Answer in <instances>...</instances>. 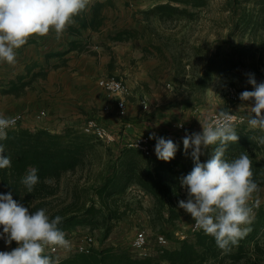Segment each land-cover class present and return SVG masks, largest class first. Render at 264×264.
<instances>
[{
    "label": "trees",
    "instance_id": "16d2710c",
    "mask_svg": "<svg viewBox=\"0 0 264 264\" xmlns=\"http://www.w3.org/2000/svg\"><path fill=\"white\" fill-rule=\"evenodd\" d=\"M208 1L165 0L154 4L144 14L164 21L193 17L194 12L188 7L199 8ZM227 1L233 16L232 33L248 32L250 44L243 40L231 43L228 39L217 43L197 83L202 89L214 76L226 79L248 75L245 58L253 60L257 53L261 55L264 51V0ZM235 126L239 139L229 144L225 158L232 160L241 153L248 154L253 178L260 188L264 185V144L259 143V138L264 136V130L247 124ZM122 130L117 132L120 136H123ZM0 143L5 145V154L12 160L11 167L0 169V192L10 191L13 199L32 211L45 208L50 217L62 216L59 226L65 233L89 227L102 229L103 238H107L115 223L129 214H137L141 207L140 201L132 205L126 200L128 190L133 187L152 199V205L145 210L150 227L162 229L158 233L171 237L165 226L174 225L181 218L178 200L185 198L186 192L179 178L193 167V160L184 153L183 144H178L173 159L163 161L155 152L148 155L124 142L116 148L106 145L95 135L73 126L52 132L20 125L9 129L8 138ZM215 147L209 145L204 149L201 161L208 159ZM33 166L39 169L40 181L29 193L22 177ZM67 173H75L74 185L68 189L69 195L60 198V181ZM250 227L247 236L227 252L217 247L212 236L199 230L154 256L135 257L127 249L109 245L95 248L89 254L67 256L60 264H264V202L254 209Z\"/></svg>",
    "mask_w": 264,
    "mask_h": 264
},
{
    "label": "clouds",
    "instance_id": "9594fccd",
    "mask_svg": "<svg viewBox=\"0 0 264 264\" xmlns=\"http://www.w3.org/2000/svg\"><path fill=\"white\" fill-rule=\"evenodd\" d=\"M89 3L90 0H0V63L15 64L16 50L33 34L43 36L54 29L61 35ZM248 83L253 89L239 94L242 101H251L248 124L264 130V81L258 83L249 73ZM17 119L0 112V141L8 138V130ZM234 121L231 113L221 111L215 119L200 121L202 131L182 137L183 151L190 155L193 167L179 178L186 199L178 200V207L191 215L197 230L212 236L225 252L251 231L253 209L249 199L259 190L248 154L241 153L232 160L225 158L229 144L239 139ZM149 139L156 141L154 152L158 159L170 161L175 157L179 145L171 138L151 132ZM259 143L264 144V136ZM209 145L216 147L208 159L201 161ZM5 153V145L0 143V169L11 167V157ZM38 172L33 166L22 177L29 193L40 181ZM62 221L60 215L50 217L45 208L30 210L13 199L10 191L0 192V239L6 245L17 242L11 250H0V264H60L58 257L54 259L46 253V248L70 246L59 226Z\"/></svg>",
    "mask_w": 264,
    "mask_h": 264
},
{
    "label": "crops",
    "instance_id": "0c3cea01",
    "mask_svg": "<svg viewBox=\"0 0 264 264\" xmlns=\"http://www.w3.org/2000/svg\"><path fill=\"white\" fill-rule=\"evenodd\" d=\"M127 1L90 0L86 9L74 17L61 35L58 36L54 29L43 36L31 35L27 43L16 50L15 64L0 63V112L6 116L23 112L20 126L46 128L52 132H60L69 126L82 127L86 120L95 118L109 126L116 135L126 122L131 123L127 129L129 137L145 132L157 133L158 126L148 120L150 106L144 109L141 105L146 92L144 86L147 80H144V76L148 73L144 67L149 63V58L142 52L136 55L139 65L134 69L138 68V83H134L130 77L126 78L131 66L125 67V70L119 66L125 62L122 60H132L128 51L132 52V48L127 45L138 42L143 46L144 41L149 39L143 24H137L148 22L145 10L140 12L145 19L137 18L138 14L135 13L129 24L123 22L121 12ZM149 43L154 44V41L145 42L147 51H151ZM164 65L167 70L171 69L168 61ZM109 76L124 78L129 89L126 115L123 117L117 112V96L105 90L104 81ZM152 84L157 85L156 79L152 80ZM148 85L151 86L150 81ZM41 95L48 98L46 116L36 120L34 113L44 108H39V102L31 103L30 99H38ZM156 105L159 103L152 105L151 109H155ZM105 107L108 108L106 111L103 110ZM178 140L177 144H183L181 137ZM121 144L122 141L117 140L111 146L116 148ZM73 177L75 173H67L61 180ZM143 197L150 204L153 203L150 197ZM180 211L183 217L185 210L181 208ZM170 244L171 247L175 246L174 242ZM16 245L15 241L11 245L0 242V250H11Z\"/></svg>",
    "mask_w": 264,
    "mask_h": 264
},
{
    "label": "rangeland",
    "instance_id": "374dc122",
    "mask_svg": "<svg viewBox=\"0 0 264 264\" xmlns=\"http://www.w3.org/2000/svg\"><path fill=\"white\" fill-rule=\"evenodd\" d=\"M164 1L128 0L124 5V10L121 12L122 20L127 23L131 22V17H134L135 13L138 14L137 18L145 19V15L140 13L142 10L149 9L154 4ZM229 8L230 3L227 0H209L206 5L199 8L188 7L190 11L194 12L193 17L183 16L164 21L158 19L155 15H151L148 22H137L139 25L143 24V30L147 32L145 34L149 39L144 41L143 46L138 42L133 45H127V47L132 48V52L128 50L132 60L130 62L122 60V62H125L119 66L122 70L131 66L132 69L127 70L126 78L130 77L133 82H137L139 81L137 77L138 68L134 69V66L137 67L139 64L136 62L138 60L136 55L142 52L145 57L149 58V63L144 67V69H148V73L144 76V80L146 79L147 81L144 86L146 92L143 98L150 106V112L147 113L149 116L148 120L158 126V135L173 132L182 138L186 134L202 131L201 122L207 121L212 114L220 113L221 111H231L243 116L244 119L238 124H247L250 127L247 117L251 101H242L239 97L242 91L253 89V86L248 83V75L244 74L240 78L226 79H219V77L214 76L213 79L211 78L208 81L204 89L197 86L198 80L205 70L208 59L214 53L217 43L228 39L231 43L243 40L245 44H250L248 32H245L244 35H242L241 31L232 33L233 16ZM239 8L242 9L243 5H240ZM238 12H240L239 9ZM146 28L147 31H145ZM150 41H154V44L149 43L151 51H153L152 54L150 53L151 51L145 50L147 48L145 42L148 43ZM154 52H157L158 55ZM126 55L127 53L124 54V57ZM245 60L247 64V66H244L246 72L254 74L258 83L264 81V51L261 55L257 53L253 60L246 58ZM165 61L169 62L171 69H166ZM109 78L114 77L109 76ZM152 78L156 79V86L152 84ZM148 81H150L151 86L148 85ZM232 94H236L238 99L235 100ZM30 101L31 103L39 102V108L47 110L48 98L41 95L40 98H31ZM7 103L9 104V102ZM156 103H159V105H156L155 109H151L152 105ZM177 122H183L186 126L187 131L182 136L180 135L181 132L175 130L173 126ZM76 128L82 130V127L76 126ZM74 180L75 177L61 180L60 198L69 195L68 193H70L69 190L74 185ZM83 181L81 180V182ZM143 196L147 195H141L135 187L128 190L125 196L126 200L132 205L139 201L143 202L141 207H138L137 214H129L115 223L107 238H103L102 229H94L98 247L114 245L131 252L132 239L136 231L143 227L147 228L150 233L151 245L155 243L154 235L162 231V229L150 227L145 209H148L152 204ZM255 197L264 202V185L260 186L259 190L252 194L250 199ZM183 199H186V197ZM192 221L191 215L184 211V216L176 224L165 226L166 232H171L172 236L168 238L171 243L174 242L176 244L177 241L183 240L180 238V231H185L188 237L191 236L187 228Z\"/></svg>",
    "mask_w": 264,
    "mask_h": 264
},
{
    "label": "built area",
    "instance_id": "2783aa9c",
    "mask_svg": "<svg viewBox=\"0 0 264 264\" xmlns=\"http://www.w3.org/2000/svg\"><path fill=\"white\" fill-rule=\"evenodd\" d=\"M130 94L128 93H122L112 96H117L116 100V107L118 114L123 117L126 115V98ZM232 97L237 100L238 96L236 94H232ZM141 105L144 109L148 108V103L145 99L141 101ZM108 108L105 107L103 110L106 111ZM228 113H231L235 117V124L241 123V121L244 119L243 116L236 114L231 111H227ZM220 113H215L211 115V119H215L219 116ZM10 117H18L16 121V125L13 128H16L21 121L24 118L23 112H17L11 115H8ZM34 118L36 120H40L41 118L46 116V110L40 109L37 112L34 113ZM175 130H178L181 132L180 135H182L186 131V126L183 122H177L173 124ZM131 127V123L126 122L124 124L122 135L119 134L116 135L114 131L107 126L106 124L102 122H98L95 118H90L86 120L82 125V131L87 134H93L95 135L99 140H101L106 145H111L117 140L124 142L126 146L134 147L139 150H142L146 154H152L154 152V145L155 141L153 139H149V133L145 132L142 134H136L135 136L128 137L127 129ZM11 129V128H10ZM165 138H171L174 142L177 143L178 140V134L176 135L173 132H168L164 135ZM138 192L141 195H144V193L140 190ZM262 204V201L258 198H251L249 201V205L252 207L253 212L256 207ZM2 227V226H0ZM86 229H76L72 232L66 233V238L70 242V246L68 248H59V247H52L48 246L46 248V253L52 254L53 257L59 258V260L70 256L74 254H89L91 253L95 248L98 247V240L95 233V230H91L89 227H85ZM189 229V232L192 234L196 231H199L195 227L194 221L190 224V226L187 228ZM180 238L186 239L188 238V234H186L185 231H180ZM154 241L155 243L151 245L150 243V233L147 228L143 227L136 231L134 238L132 239L131 243V255L135 257H148V256H154L157 254L161 249L166 248L170 245V240L165 234L162 233H156L154 235ZM0 242H4L2 239H0Z\"/></svg>",
    "mask_w": 264,
    "mask_h": 264
},
{
    "label": "bare ground",
    "instance_id": "6f19581e",
    "mask_svg": "<svg viewBox=\"0 0 264 264\" xmlns=\"http://www.w3.org/2000/svg\"><path fill=\"white\" fill-rule=\"evenodd\" d=\"M105 82V88L108 93L110 94H122V93H128L129 89L126 85V82H124L123 78H109Z\"/></svg>",
    "mask_w": 264,
    "mask_h": 264
}]
</instances>
